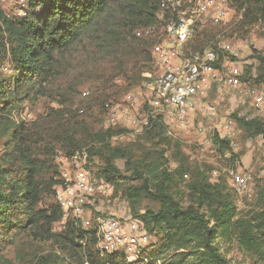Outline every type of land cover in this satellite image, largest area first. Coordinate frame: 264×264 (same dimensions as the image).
I'll list each match as a JSON object with an SVG mask.
<instances>
[{"label":"trees","instance_id":"16d2710c","mask_svg":"<svg viewBox=\"0 0 264 264\" xmlns=\"http://www.w3.org/2000/svg\"><path fill=\"white\" fill-rule=\"evenodd\" d=\"M159 1L29 0L24 16H7L0 11V250L25 233L35 232L42 239L55 237L50 234L51 226L62 219L54 190L63 181L55 171L54 158L58 152L70 158L86 148L89 161L94 157L100 161L96 170L101 176L98 178L112 184L125 179L114 161L126 160L130 153L107 142L120 130L99 128L85 104L75 113L64 108L50 109L31 124H15L10 116L26 100L47 94V85L56 73L57 56L98 29L106 14L110 11L118 14L122 27L128 29L159 26ZM231 3L241 12L243 24L264 22V0H231ZM215 28L194 32L185 45L186 56L208 46L220 54L212 45ZM159 31L160 27L150 35L136 37L145 46L150 70L149 50ZM198 38L208 39L200 49L197 46L202 41L198 42ZM260 64L264 65V58H260ZM262 78L259 75L256 81ZM109 88L84 93V98L100 100L99 113L104 119V104L120 101L124 94L119 98L122 88L116 83ZM238 125L253 136L264 135V122L257 118H238ZM167 127L160 116H155L150 119L146 134L164 143ZM229 142L218 133L212 137L213 145L220 151L228 149ZM88 167L94 175L90 164ZM138 172L134 170L142 177ZM161 176L153 188L148 187L145 178L141 190L131 193V196L145 194L158 205L156 211L148 210L134 218L143 224L146 232L156 235V242L142 250L136 264H229L223 248L231 243L264 256V213L251 217L239 215L224 188L205 178L189 185L190 203L183 206L168 191L170 175L163 171ZM96 217L93 214L90 227L84 228L81 220L70 214L61 236L64 242L78 246L89 264H132L124 256L102 254L97 249ZM37 264L56 262L51 263L47 256L39 258Z\"/></svg>","mask_w":264,"mask_h":264},{"label":"rangeland","instance_id":"374dc122","mask_svg":"<svg viewBox=\"0 0 264 264\" xmlns=\"http://www.w3.org/2000/svg\"><path fill=\"white\" fill-rule=\"evenodd\" d=\"M28 2L0 0V11L7 16H24ZM231 9L228 18L214 26L213 34H216L212 38L219 35L222 41L231 46V53H223L222 58L240 68L243 81L258 88L264 84V65L260 64V58H264V22L259 20L245 25L242 23L241 12L233 5ZM104 18L98 29L90 31L68 52L57 56L56 73L47 85V94L35 100H26L10 116L15 124L39 121L50 109L64 108L69 113L85 104L87 112L92 114L91 118L98 123L99 128L107 129L99 113L100 100L84 98V93L109 90L116 83L122 88L119 91L120 98L128 87L131 90L140 83L150 71V66L149 60L146 61L145 46L135 36L139 29L136 30V26L132 29L122 27L121 17L111 11ZM197 41H202L197 46L200 49L208 39L198 38ZM259 75L263 78L256 81ZM204 101L212 107V113L206 115L197 112L191 126L183 130L168 126L164 143L147 135V129L141 133L128 134L115 128L125 138L114 140L112 135L107 142L112 147L124 148L130 153L126 157L128 164L123 159L114 161L125 179L115 184L109 183L106 195L96 198L89 206L91 215L127 220L148 210L156 211L158 205L152 199L145 194L131 196V193L141 190L145 178L148 187L153 188L162 178L163 171L170 175L168 191L183 206L190 203L189 185L205 178L207 182L224 188L239 215L251 217L264 213V135L253 136L238 125V118H257L264 122V107L256 108L249 97L238 96L235 89L222 85L211 89ZM225 120L233 122L236 136L233 140L229 139L228 149L220 151L213 145L212 137L215 133L223 137L219 123ZM1 126L2 123L0 132ZM199 128L209 138V143H202L200 133L197 132ZM82 150L87 152L86 148ZM65 159L60 152L54 158L55 171L59 174L57 178L70 165ZM89 164L94 170V176L101 177L96 171L100 165L99 159L94 157L89 161L87 157V167ZM134 170H138L142 177H138ZM228 170L250 174V190L238 191L226 175ZM48 176L46 174L45 178ZM64 224L65 221L60 220L51 226L50 234L55 235L51 239L39 238L34 235L35 232L15 237L0 250V264H37L39 258L47 256L51 263L55 261L56 264H89L82 257L78 246L64 242L61 237ZM147 234L149 245L154 244L155 233L148 231ZM223 253L229 264H264L263 255L247 251L235 243L224 247Z\"/></svg>","mask_w":264,"mask_h":264},{"label":"built area","instance_id":"2783aa9c","mask_svg":"<svg viewBox=\"0 0 264 264\" xmlns=\"http://www.w3.org/2000/svg\"><path fill=\"white\" fill-rule=\"evenodd\" d=\"M231 6V0H160L159 26H148L135 32L136 37H142L160 27L157 40L149 50L152 70L134 89L126 91L120 101L104 104L106 127L137 134L149 126L151 118L160 116L167 126L186 129L195 120L197 112L212 113V107L204 100L218 85L235 89L238 96L249 97L256 108L264 107V84L251 87L240 79V68L220 57L223 53H231L232 49L219 35L212 45L220 54L210 46L187 56L184 52L194 32L222 24L228 18ZM233 126L231 120L220 122L222 136L233 140L236 136ZM197 132L202 143H209L202 128ZM124 138L125 135L118 133L112 136L119 141ZM65 160L70 165L61 175L62 183L54 187L62 210L61 220L65 221L71 214L88 228L92 219L89 206L96 198L106 195L110 185L91 173L85 150ZM226 175L238 191L250 190V174L228 170ZM95 223L96 247L102 254H119L129 263L136 264L142 250L149 245L148 234L139 220L98 216Z\"/></svg>","mask_w":264,"mask_h":264},{"label":"crops","instance_id":"0c3cea01","mask_svg":"<svg viewBox=\"0 0 264 264\" xmlns=\"http://www.w3.org/2000/svg\"><path fill=\"white\" fill-rule=\"evenodd\" d=\"M213 89H215V87Z\"/></svg>","mask_w":264,"mask_h":264}]
</instances>
